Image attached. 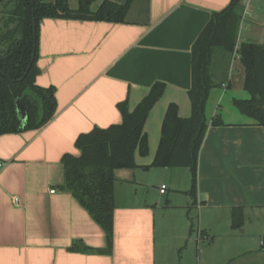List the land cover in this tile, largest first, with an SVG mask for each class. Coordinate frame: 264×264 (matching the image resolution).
Listing matches in <instances>:
<instances>
[{"label": "crops", "instance_id": "0c3cea01", "mask_svg": "<svg viewBox=\"0 0 264 264\" xmlns=\"http://www.w3.org/2000/svg\"><path fill=\"white\" fill-rule=\"evenodd\" d=\"M67 2L71 9L79 6V0ZM229 3L132 0L123 22L40 21L35 81L54 88L56 109L39 129L0 135V264H184L188 254L197 264L199 241L213 243L218 228L227 239L222 261L264 264V127L234 107L233 99L248 98L237 52L225 70L214 66L217 79L225 80L206 102L196 197L189 194L187 168L150 167L168 105L176 104L180 117L190 116L192 44L211 14ZM242 3L237 46L264 45V9L247 10L249 3ZM156 82L165 88L144 122L148 153L136 151V167L114 173L108 246L100 225L62 189L61 160L79 155L80 134L121 123L117 104L126 101L133 110ZM215 115L222 125H211ZM237 207L245 218L239 229L231 225ZM245 234L260 248L243 244ZM74 243L92 251L72 250Z\"/></svg>", "mask_w": 264, "mask_h": 264}, {"label": "trees", "instance_id": "16d2710c", "mask_svg": "<svg viewBox=\"0 0 264 264\" xmlns=\"http://www.w3.org/2000/svg\"><path fill=\"white\" fill-rule=\"evenodd\" d=\"M79 0L71 9L67 0H0V135L39 129L54 115L56 100L53 87H41L35 78L39 73L38 26L44 18L123 22L132 0L123 4L101 0ZM242 0H230L224 9L213 12L208 23L191 47V87L188 92L191 113L178 115V107L168 105L160 132L153 168H187L190 172L189 194L196 197L198 153L208 122L205 115L210 90L221 85L214 72L217 65L225 70L235 52L245 68L244 90L248 98L233 99L234 107L264 127V45L241 42L237 46L242 19ZM225 68V69H224ZM223 74V73H222ZM165 85L154 83L133 110L126 101L117 104L122 121L106 128H94L80 134L75 147L79 155L62 157V189L69 191L100 225L108 246L112 240L115 171L136 167L135 152L148 153L144 122ZM211 125H222L215 115ZM231 225L242 227V207L234 208ZM72 250L92 251L80 243Z\"/></svg>", "mask_w": 264, "mask_h": 264}, {"label": "rangeland", "instance_id": "374dc122", "mask_svg": "<svg viewBox=\"0 0 264 264\" xmlns=\"http://www.w3.org/2000/svg\"><path fill=\"white\" fill-rule=\"evenodd\" d=\"M263 5H264V0H251L249 2V4L247 5V10H251L253 8V6L255 8L257 7L259 9H264ZM0 10H1V6H0ZM2 15L3 14L0 13V17H2ZM1 24L2 23L0 21V26H1ZM178 169H180L178 171H184V168H178ZM185 171H187V173H188V170H185ZM217 224L218 225L216 227H220L219 223H217ZM220 230H221V228H218L217 230H215L216 236L214 237L213 243L207 242V240H204V239H201L199 241V245H198V248L196 251L197 264H226L227 261H222L226 256L224 253H222V251L225 247V244L227 243V239L220 233ZM248 232H250V231L248 230ZM209 235L212 236V233L209 232ZM243 236H244L243 244L248 245V243H249V244H252V246L258 245V249L260 248V246L258 244V242H259L258 239H257V242L254 241V239L251 240L250 234L249 235L245 234ZM243 247L244 246H242V248ZM184 255H185V253H184ZM188 255L189 256L185 255L184 260L186 263H184V264H190V254H188Z\"/></svg>", "mask_w": 264, "mask_h": 264}, {"label": "built area", "instance_id": "2783aa9c", "mask_svg": "<svg viewBox=\"0 0 264 264\" xmlns=\"http://www.w3.org/2000/svg\"><path fill=\"white\" fill-rule=\"evenodd\" d=\"M243 2H245V3H249L251 0H242ZM247 5V4H246ZM245 8V7H244ZM246 12V8L244 9V11H243V13H245ZM160 192H164V188L162 187L161 189H160ZM15 202H17V199H15ZM260 244L262 245V246H264V239H262L261 241H260Z\"/></svg>", "mask_w": 264, "mask_h": 264}]
</instances>
